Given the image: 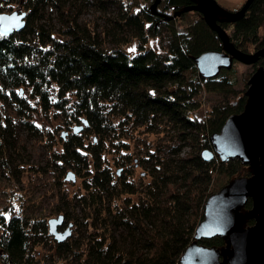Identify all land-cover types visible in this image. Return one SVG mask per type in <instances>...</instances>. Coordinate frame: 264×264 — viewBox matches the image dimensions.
Segmentation results:
<instances>
[{"label":"trees","instance_id":"16d2710c","mask_svg":"<svg viewBox=\"0 0 264 264\" xmlns=\"http://www.w3.org/2000/svg\"><path fill=\"white\" fill-rule=\"evenodd\" d=\"M50 1L0 0V9L14 2L27 7L24 27L10 32L0 29V95L12 99L23 117L28 114L29 97H35L45 110L56 106L72 123V129L62 134V148L51 158L60 174L73 167L76 170L67 169L74 170L76 177L77 173L84 176L86 190L79 199L87 218L88 211L93 214L89 223L94 231L88 240L75 244L67 237L57 240L56 254L63 258L52 264H179L204 216L215 171H224L229 178L252 172L239 158L222 160L216 153L208 158L203 154L205 148H213L211 134L221 129L231 113L244 108L246 93L233 101L215 103L204 119L191 114L201 104L198 95L203 89L237 93L235 79L228 73L233 64L211 76L203 75L196 64V56L203 51L222 50V38L198 10L201 16L183 29L176 30L171 24L166 51H160L146 45L149 36L162 33L163 26L157 21L165 18L166 23L172 22L183 11L168 17L169 13L152 5L136 11L121 6L105 30L119 45L105 47L96 30L79 20L81 5L77 0L58 3L63 37L46 21L36 20V14ZM162 1L165 7L176 9L194 3ZM218 21L225 29L231 26L230 39L240 49L264 48V28L260 31L264 0H251L243 15ZM120 29L132 32L121 34ZM131 36L139 38L138 50L133 53L121 46ZM252 63L264 65V54ZM125 123L148 131L173 129L190 149L180 154L182 145L174 144L168 150L172 155L161 158L150 151L151 180L145 185L146 196L113 206L114 197L137 191L133 181L123 177L115 181L114 172L105 164L108 141L121 139L118 126ZM74 126L82 127L74 130ZM91 133L94 136L88 140ZM5 137L7 140L8 135ZM251 204L249 198L245 207ZM65 211L64 219L69 209ZM47 236L53 237L45 216L0 212V248L7 261L32 264L34 245ZM199 241L226 245L222 235Z\"/></svg>","mask_w":264,"mask_h":264},{"label":"rangeland","instance_id":"374dc122","mask_svg":"<svg viewBox=\"0 0 264 264\" xmlns=\"http://www.w3.org/2000/svg\"><path fill=\"white\" fill-rule=\"evenodd\" d=\"M69 1L71 0H51L45 4L44 8H41V13L36 14L35 19L39 22L46 21L47 25H51L50 27L55 34L63 37L64 34L61 32L63 18L58 3H69ZM77 1L81 5L79 20L85 23L89 29L96 30L100 41L105 47H113L119 45V43L105 30L111 19L118 14L119 8L122 6L136 11L151 7L154 0ZM201 1L207 9H211L210 4ZM218 1L227 8L237 9L245 0ZM25 6L23 3L14 2L12 6L0 10H27ZM156 7L169 14H173L176 10L174 6L165 7L162 0L157 2ZM200 16L201 12L198 9H189L183 11L179 16H175L172 22L169 21V23L165 22V18H161L157 21V24H162V33L149 36L146 45L160 51H166V36L171 24L173 23L176 30H181L187 23ZM263 28L264 26L260 28L261 32ZM226 30L230 35L231 26H228ZM118 32L129 35L132 30L120 29ZM138 45L139 38L136 36H131L128 42L121 44L130 53L137 51ZM133 48H135V51H130ZM258 66L260 64L233 59V68L231 67L232 69L228 73L235 79L234 86L237 88V93L203 89L198 95L201 104L191 114L194 117L204 119L209 115L215 103L226 100L233 101L240 94L246 93L249 86L248 79ZM26 93H28V96L30 95L29 91H26ZM29 103L28 114L23 117L12 99L0 95V212L7 215L13 213H23L29 216L40 215L45 216L48 220L52 216H58L60 213L64 214L66 212L65 208H68L69 215H66L59 228L63 229L70 223L72 232L67 238H70L74 244L86 241L90 233H93L94 226L89 223L93 214L88 211L90 216L87 218L86 212L80 204L79 196L86 190L83 186L84 176L77 173L76 179H67V168L73 167H66L60 174L59 167L53 164L55 162L51 158L53 152L63 146L62 131L72 129V123H68L56 106L45 110L41 102L35 97H29ZM26 119H29L33 125H29ZM4 125L9 128L6 129ZM118 130L123 135L121 139L116 138L114 141H108L107 149L104 151L105 164H108L114 172L115 181H118L121 177L133 181L137 186V191L122 192L119 196L114 197L113 206L115 204L124 205L130 199L134 201L143 199L146 196L145 185L151 180V174L148 173V166L150 167L152 162V158L148 159L150 151H155L157 157H169L172 154L168 150L174 144L177 146L182 145L180 154L186 153L190 149V145L183 142L180 135L173 129L169 131H148L144 126L125 123L118 126ZM5 135H8L7 140ZM93 136L94 134H89L88 140L92 139ZM8 140L9 146L6 145ZM124 142L127 143L126 146H122ZM126 159L129 161L126 162ZM241 175L244 176L245 174L242 173ZM231 179L233 178H229V175L224 171H215L210 189L216 191ZM244 210L246 209L244 208ZM252 219L254 222L255 219ZM253 222L247 220L246 223ZM51 235L52 238L47 236L43 242L34 245L35 262L32 264H52L56 259L61 260L63 258L56 254L55 243L57 239L53 233ZM71 256L72 254H70ZM72 257L73 262L76 258H74V255ZM0 264H15L7 261L2 248H0Z\"/></svg>","mask_w":264,"mask_h":264},{"label":"water","instance_id":"95a60500","mask_svg":"<svg viewBox=\"0 0 264 264\" xmlns=\"http://www.w3.org/2000/svg\"><path fill=\"white\" fill-rule=\"evenodd\" d=\"M158 1L152 2L153 8ZM203 1L210 4L211 9H207L201 0H194V3L167 15L170 17L185 10L198 9L218 31L223 49H208L196 56L197 67L203 75L211 76L222 67H230L234 58L251 63L264 54V48L247 52L237 47L218 21L243 15L251 0H245L237 9L227 8L218 0ZM25 15V10H0V29L3 32L21 29L26 22ZM248 82L244 108L231 113L221 129L211 134L213 148H205L203 154L208 158L216 153L222 160L239 158L250 165L252 172L231 179L209 194L204 216L197 223L194 238L183 251L179 264H264V65L256 68ZM83 120L87 122L86 118ZM80 127L74 126V130ZM62 134L65 136L66 130ZM66 178L76 179L75 171L69 169ZM249 198L252 204L246 208ZM251 217L255 221L247 224ZM63 221V213L48 219L49 231L58 241L72 232L70 223L63 229L59 228ZM214 235L224 236L226 245L219 247L199 241L201 237Z\"/></svg>","mask_w":264,"mask_h":264},{"label":"snow or ice","instance_id":"6c2138e0","mask_svg":"<svg viewBox=\"0 0 264 264\" xmlns=\"http://www.w3.org/2000/svg\"><path fill=\"white\" fill-rule=\"evenodd\" d=\"M130 51H135V48H133V49H130Z\"/></svg>","mask_w":264,"mask_h":264},{"label":"bare ground","instance_id":"6f19581e","mask_svg":"<svg viewBox=\"0 0 264 264\" xmlns=\"http://www.w3.org/2000/svg\"><path fill=\"white\" fill-rule=\"evenodd\" d=\"M14 29H17V28H14ZM14 29H13V30H14Z\"/></svg>","mask_w":264,"mask_h":264}]
</instances>
